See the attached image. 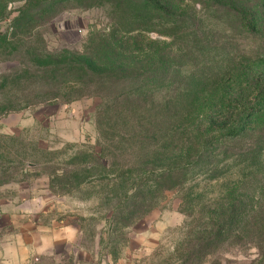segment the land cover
<instances>
[{
	"label": "rangeland",
	"instance_id": "obj_1",
	"mask_svg": "<svg viewBox=\"0 0 264 264\" xmlns=\"http://www.w3.org/2000/svg\"><path fill=\"white\" fill-rule=\"evenodd\" d=\"M199 1L194 29L144 34L167 51L169 73L136 103L134 128L112 99L76 98L80 87L42 85L32 72L7 84L32 48L69 56L89 34H110L108 4L51 7L20 54H0V102L20 101L0 112V264H264V122L242 140L208 125L231 93L237 59L264 44ZM22 3L0 0L7 36ZM172 145L185 149L181 185L154 192L152 150ZM165 157L154 163L166 169Z\"/></svg>",
	"mask_w": 264,
	"mask_h": 264
},
{
	"label": "trees",
	"instance_id": "obj_2",
	"mask_svg": "<svg viewBox=\"0 0 264 264\" xmlns=\"http://www.w3.org/2000/svg\"><path fill=\"white\" fill-rule=\"evenodd\" d=\"M181 1L23 0L22 5L17 9V15L11 20L13 32L7 36L6 32L0 31L1 55L20 54L22 46L27 43L22 38L32 29L36 20L40 16L51 18L50 8H58L63 4L75 3L81 9L108 4L109 19L113 27L112 32L107 35L89 34L83 42V49L74 50L69 56L67 51H62L53 58L46 59L47 57L43 58V54L35 48H32V52L27 50L32 58L28 63L17 60L14 66L10 67L14 71V78L7 84L12 87L15 86L14 84L20 85L19 82L24 79V75L32 72L42 85L54 82L55 89L63 84L70 88H73V85L80 87L73 91L76 98L91 94L112 99L115 113L124 114L126 123L134 128L136 103L139 101L145 103L141 99L150 95L151 89L157 84H163L169 73V58L165 48L157 45L156 40L146 39L143 36L150 32L159 36H174L178 30H183L186 23L187 29L189 27L194 29L190 24L191 21L196 20L192 6L199 0H187L185 3ZM199 2L205 7L212 8L213 14L221 13L225 18L235 21L239 28L235 30L251 35L264 44V0H200ZM7 58L6 60H9L10 57ZM44 59L49 61L45 63ZM255 59V64H264V47L237 59L234 79L233 82L231 81V93L224 101H220L218 114L208 122L210 126L217 125V132L232 129L233 138L239 137L242 140L249 133L254 132L258 123L264 122V67L253 66L252 61ZM5 82L6 80L3 82L4 87L7 85ZM117 82L123 84L113 86ZM87 88H90L89 93L85 91ZM53 97H57V92ZM67 98L70 100V97ZM19 106L20 101L6 99L0 102V112L16 110ZM136 123L138 126L137 120ZM202 132L199 133L200 136L206 133ZM152 153L150 170L161 173V181L153 186V191L160 193V190L179 187L181 182L177 178L182 174L179 173V165L185 155V149L172 145L166 150L153 148ZM162 154H166L165 158L168 159L169 165H166V169L154 163V158L157 159ZM212 168L210 167L209 170Z\"/></svg>",
	"mask_w": 264,
	"mask_h": 264
}]
</instances>
